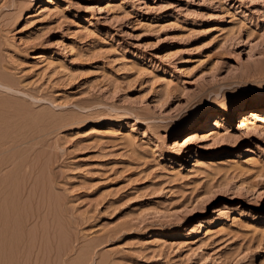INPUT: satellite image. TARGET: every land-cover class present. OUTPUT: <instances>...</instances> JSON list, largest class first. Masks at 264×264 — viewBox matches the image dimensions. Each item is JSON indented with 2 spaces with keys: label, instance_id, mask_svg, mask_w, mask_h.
<instances>
[{
  "label": "rangeland",
  "instance_id": "rangeland-1",
  "mask_svg": "<svg viewBox=\"0 0 264 264\" xmlns=\"http://www.w3.org/2000/svg\"><path fill=\"white\" fill-rule=\"evenodd\" d=\"M0 83V264H264V0H0Z\"/></svg>",
  "mask_w": 264,
  "mask_h": 264
},
{
  "label": "bare ground",
  "instance_id": "bare-ground-1",
  "mask_svg": "<svg viewBox=\"0 0 264 264\" xmlns=\"http://www.w3.org/2000/svg\"><path fill=\"white\" fill-rule=\"evenodd\" d=\"M0 86H4L3 84H1L0 83ZM203 112V110H201V109H197V110H194L192 113H191V118L190 119H194L196 116H198V115H200L201 113ZM250 116H248V117H250V119H252V121L253 122H259V121H264V111L263 110H261L260 111V109H255V110H251L250 112ZM248 117H246V114L244 115V119L242 120V123H243V125L244 124H246L244 121L248 118ZM218 119H219V117H218ZM217 119V120H218ZM219 122L218 121H216V124H218ZM248 123V122H247ZM215 124V125H216ZM254 124V123H253ZM264 126V125H263ZM2 211V210H1ZM6 211V210H5ZM4 212V211H3ZM6 214V213H5ZM0 216H2V217H5V219H8V215L7 216H4V214H2V215H0ZM7 217V218H6ZM3 219V221H1ZM0 218V221H1V225H2V228L3 229H5L6 228V226L8 227V226H10V224H6V223H8V222H6L5 224H6V226H5V228H4V218ZM8 221V220H7ZM0 228H1V226H0ZM1 230V232H0V234L2 235V236H4L3 234H5V233H3V231H2V229H0ZM7 231V233L9 232V230L6 228L5 229V232ZM7 235V234H6ZM2 238V237H1ZM6 238V237H5ZM5 238H3V239H5ZM1 240V239H0ZM5 242V241H4ZM3 240L1 241V244H0V252L2 253V249L3 250H5L4 249V247H3ZM5 246V245H4ZM4 253V252H3ZM6 263V262H5Z\"/></svg>",
  "mask_w": 264,
  "mask_h": 264
}]
</instances>
